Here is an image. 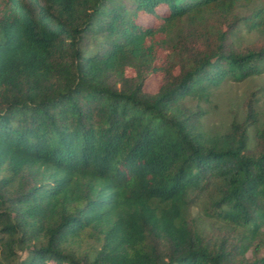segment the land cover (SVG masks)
Returning a JSON list of instances; mask_svg holds the SVG:
<instances>
[{
	"label": "trees",
	"instance_id": "obj_1",
	"mask_svg": "<svg viewBox=\"0 0 264 264\" xmlns=\"http://www.w3.org/2000/svg\"><path fill=\"white\" fill-rule=\"evenodd\" d=\"M263 72L264 0H0V264H264Z\"/></svg>",
	"mask_w": 264,
	"mask_h": 264
},
{
	"label": "rangeland",
	"instance_id": "obj_2",
	"mask_svg": "<svg viewBox=\"0 0 264 264\" xmlns=\"http://www.w3.org/2000/svg\"><path fill=\"white\" fill-rule=\"evenodd\" d=\"M138 22L143 25H150L151 20L148 17L140 16ZM243 39L246 43L256 41L258 34H248L246 30L242 31ZM126 75L132 76L131 69L125 70ZM158 83L151 76L146 82L144 90L154 93L157 90ZM255 99L260 120L264 118V72L256 77H251L244 81L234 82L227 81L214 91L211 95L210 102L203 105L206 110L202 119L203 127L210 133H223L227 130L232 120H240L244 115L245 101ZM254 101V100H253ZM253 103V102H252ZM254 128L250 127L248 132L250 136V146L253 145L252 133Z\"/></svg>",
	"mask_w": 264,
	"mask_h": 264
}]
</instances>
